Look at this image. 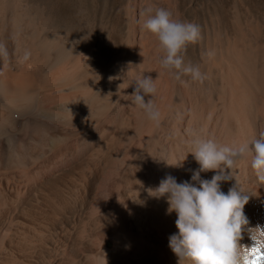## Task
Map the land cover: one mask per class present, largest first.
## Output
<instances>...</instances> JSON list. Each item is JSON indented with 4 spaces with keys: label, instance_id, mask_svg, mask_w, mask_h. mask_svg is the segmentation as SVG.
<instances>
[{
    "label": "bare ground",
    "instance_id": "bare-ground-1",
    "mask_svg": "<svg viewBox=\"0 0 264 264\" xmlns=\"http://www.w3.org/2000/svg\"><path fill=\"white\" fill-rule=\"evenodd\" d=\"M59 1L0 0V264H178L176 213L149 189L168 175L192 182L194 135L238 146L264 131V30L235 3L229 21L211 12L182 53L204 78L181 82L161 68L140 1L110 21L99 0H79L71 22ZM143 75L158 78V126L132 106ZM244 161L221 190L250 193L255 228L264 184Z\"/></svg>",
    "mask_w": 264,
    "mask_h": 264
},
{
    "label": "clouds",
    "instance_id": "clouds-1",
    "mask_svg": "<svg viewBox=\"0 0 264 264\" xmlns=\"http://www.w3.org/2000/svg\"><path fill=\"white\" fill-rule=\"evenodd\" d=\"M144 18L141 13L142 30L156 37L163 53L159 60L162 69L181 81L186 75L192 81L204 78L198 65L185 64L182 53L189 44L200 38V28L189 21L173 18L171 11L149 5ZM5 49L0 44V54ZM31 53L24 51L21 62ZM158 79V78H157ZM157 79L143 75L135 81V91L130 96L132 106L142 110L143 116L157 126L161 111L156 105ZM185 82V81H181ZM191 155L199 165L192 174V182L178 183L168 175L159 186L149 189L156 198H167L168 212L176 213L178 234L170 237V247L178 257V264H264V225L249 227L245 206L250 193L236 181L227 193L221 184L234 178L233 169L251 156V169L258 183L264 184V131L257 138L242 145H225L210 138L194 135ZM215 172L210 180L201 179L202 172ZM247 232L252 243H241Z\"/></svg>",
    "mask_w": 264,
    "mask_h": 264
},
{
    "label": "rangeland",
    "instance_id": "rangeland-1",
    "mask_svg": "<svg viewBox=\"0 0 264 264\" xmlns=\"http://www.w3.org/2000/svg\"><path fill=\"white\" fill-rule=\"evenodd\" d=\"M44 1L49 6L56 8L59 5L57 4V2L62 3V1L59 0H44ZM99 1L100 2L98 4V14L101 15L102 13L104 14L106 13L105 15L108 16V18L111 15L109 18L110 21L111 20L113 21V19L115 20L116 18H118V20L120 21L122 7L127 4H131L134 6L135 4H138L140 1L144 11L145 9H147L146 7H144L147 6L145 3L148 2L150 5L153 6L154 9L155 8L167 9L172 12L174 18L176 19L178 18V20L181 21L187 20L201 27L206 23V21H208L210 15L216 13L217 10H218L217 12L221 14V16H223L224 19L229 21L228 15L231 13V9L235 3V5L237 4L236 6L238 7V9H240L239 11L245 20L256 21V23L260 26V28H262L261 30L262 31L264 30V0H240V1L239 0H211V1L210 0H142V1L141 0H106V1L99 0ZM79 2H80L79 0H69V3L67 5L69 7L68 8L66 7L67 9L65 8L66 9L65 11L68 15L63 18L61 17L62 20L68 22L74 20L77 14V7L79 5ZM86 4H88L87 5L88 8L92 9V0H85V5ZM106 9L108 12L104 11ZM91 11L94 12V10ZM200 23H204V24L202 25Z\"/></svg>",
    "mask_w": 264,
    "mask_h": 264
}]
</instances>
